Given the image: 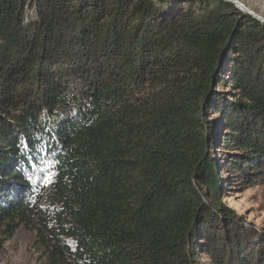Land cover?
Wrapping results in <instances>:
<instances>
[{
  "label": "trees",
  "instance_id": "obj_1",
  "mask_svg": "<svg viewBox=\"0 0 264 264\" xmlns=\"http://www.w3.org/2000/svg\"><path fill=\"white\" fill-rule=\"evenodd\" d=\"M264 182V23L227 0H0V249L42 264H264L226 202Z\"/></svg>",
  "mask_w": 264,
  "mask_h": 264
},
{
  "label": "rangeland",
  "instance_id": "obj_2",
  "mask_svg": "<svg viewBox=\"0 0 264 264\" xmlns=\"http://www.w3.org/2000/svg\"><path fill=\"white\" fill-rule=\"evenodd\" d=\"M264 18V0H237ZM226 202L252 225L264 232V182L245 190L231 192ZM34 231L21 226L12 237L6 238L0 249V264H42L41 250L35 247Z\"/></svg>",
  "mask_w": 264,
  "mask_h": 264
},
{
  "label": "water",
  "instance_id": "obj_3",
  "mask_svg": "<svg viewBox=\"0 0 264 264\" xmlns=\"http://www.w3.org/2000/svg\"><path fill=\"white\" fill-rule=\"evenodd\" d=\"M229 2L234 3L235 5H237L239 8H241L242 10L248 12L249 14L253 15L255 18H257L258 20H260L262 23H264V18L257 14L256 12H254L253 10L249 9L247 6H245L243 3L237 1V0H227Z\"/></svg>",
  "mask_w": 264,
  "mask_h": 264
}]
</instances>
